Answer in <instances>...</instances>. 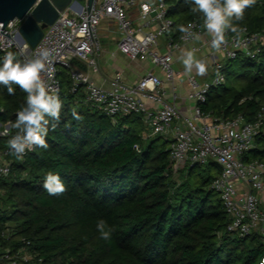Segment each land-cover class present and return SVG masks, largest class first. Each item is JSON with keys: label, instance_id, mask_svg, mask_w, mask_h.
<instances>
[{"label": "trees", "instance_id": "16d2710c", "mask_svg": "<svg viewBox=\"0 0 264 264\" xmlns=\"http://www.w3.org/2000/svg\"><path fill=\"white\" fill-rule=\"evenodd\" d=\"M166 2L174 39L180 25L203 21L189 0ZM234 23L263 31L264 0ZM223 71L225 80L210 87L202 110L217 119L254 120L264 106V42L255 56L239 52L226 60ZM59 76L64 103L58 120L48 117V146L23 158L11 152V172L0 176V252L26 246L31 258L20 264H261L258 232L226 230L230 217L210 187L221 169L216 160L174 171L170 140L151 134L140 113L110 117L70 90L65 67ZM14 86L8 93L0 83L1 123H13L26 102L27 92ZM8 140L0 135V147ZM243 160L264 162V128ZM49 171L61 176L64 192L44 187Z\"/></svg>", "mask_w": 264, "mask_h": 264}, {"label": "built area", "instance_id": "2783aa9c", "mask_svg": "<svg viewBox=\"0 0 264 264\" xmlns=\"http://www.w3.org/2000/svg\"><path fill=\"white\" fill-rule=\"evenodd\" d=\"M131 6L138 8L139 25H135L129 15L128 8ZM103 18L115 20L121 34L118 42L121 52L130 58L149 60L159 67L164 77L149 71L136 82L128 84L117 72L111 88L107 89L97 84L88 72L74 65L77 59L91 70H99L98 56L102 50L99 26ZM20 24V19L10 20L2 32L3 22H0L2 58L11 50L18 52L22 60H28L40 49L49 48L53 52L49 65L51 71L43 72L42 76L51 90H58L60 94L59 74L60 69L65 67L71 79L70 90L83 94L79 100L113 118L140 113L151 134H161L169 139L174 171L184 165L216 160L221 169L210 187L218 192L230 217L226 230L240 236L258 232L264 240V204L255 193L257 189L264 194V162L243 160V154L253 146L255 136L264 128V106L252 121H246L241 114L232 118H213L201 108L210 87L225 80V61L236 57L239 52L255 56L259 44L264 42V30L250 32L243 27L239 32L228 31L226 43L216 50L210 46L211 34L205 29L203 21L191 20L186 24L191 26V31H182L176 40L170 33L174 20L168 15L166 0H93L90 9L87 5L74 12L65 9L44 29L42 37L33 47H29L26 41L21 42ZM197 32L201 36L198 43L192 34ZM183 44H190V48L197 49V52L202 46L209 48L206 55L199 57L211 66L213 76L210 80H200L196 73L189 74L184 67H175L174 53ZM180 73H186L188 97L194 101L190 114H183L176 103L179 94L175 77ZM165 80L170 82L171 98L166 97ZM11 124V120L0 122L1 136L9 139L18 131ZM11 152L9 144L0 147V176L11 172ZM30 258L31 253L26 246L16 252L9 249L0 252V264H20L21 260Z\"/></svg>", "mask_w": 264, "mask_h": 264}, {"label": "clouds", "instance_id": "9594fccd", "mask_svg": "<svg viewBox=\"0 0 264 264\" xmlns=\"http://www.w3.org/2000/svg\"><path fill=\"white\" fill-rule=\"evenodd\" d=\"M193 10L203 14V25L211 34L210 46L219 50L226 43L228 31H242L240 25L234 23L235 20H242L247 8L255 4L256 0H189ZM184 32H190V25H180ZM197 40L201 38L200 33H192ZM53 52L49 48H42L38 54L28 60L17 58V53L7 51L0 62V83L7 85L8 93H15L14 85H19L27 92L25 104L18 110L16 119L11 127L18 129L10 136L8 144L10 151L16 156L23 158V155L37 145L48 146L49 119L48 117L60 118L63 100L58 90H51L50 86L43 78L42 73L51 71V57ZM178 59L184 65L186 73L194 70L200 75L208 71V62L197 55V49L184 48ZM74 114L75 110H74ZM55 127V124L52 125ZM44 187L51 194L62 193L66 190V185L61 176L53 171H49L44 179ZM100 227H104L102 221ZM105 237L110 236V232L102 233ZM264 264V261H261Z\"/></svg>", "mask_w": 264, "mask_h": 264}, {"label": "crops", "instance_id": "0c3cea01", "mask_svg": "<svg viewBox=\"0 0 264 264\" xmlns=\"http://www.w3.org/2000/svg\"><path fill=\"white\" fill-rule=\"evenodd\" d=\"M83 5H86V0H84L82 3H74L67 9H69L70 12H74L80 10ZM128 12L132 17L134 24L139 25L141 23V20L139 18L137 6L129 7ZM173 31L174 29L170 33H173ZM99 34L102 43V50L100 55L98 56L99 70L93 71L84 62L77 59H75L74 61V65L88 72L90 74V77L97 84L107 89L111 88L112 80L117 72L122 75L123 81L128 84L136 82L140 77H142L149 71H152L154 73H157L161 77H164L163 72L159 69V67L154 65L149 60L130 58L120 51L118 42L120 40L121 34L114 19L103 18L100 22ZM161 41L163 42L164 40L162 39ZM198 42L199 40L196 41V43ZM184 48H190V44H183L182 47L176 50L174 53V65L178 69H182L184 67L182 62L178 59V57L181 55V50ZM208 51V47L202 46L200 51L197 52V55H206ZM210 70L211 66L208 63V71L205 74L200 75L195 70L193 72L196 73L200 80H206L208 79ZM175 85L179 94L176 100L178 108L183 114H190L194 106V101L188 97L189 88L186 82V73H180V75H177L175 77ZM164 87L166 89V97L171 98L170 82L165 80ZM147 101L149 104H152L151 102H149V100ZM259 196L263 200L264 204V194L259 193Z\"/></svg>", "mask_w": 264, "mask_h": 264}, {"label": "water", "instance_id": "95a60500", "mask_svg": "<svg viewBox=\"0 0 264 264\" xmlns=\"http://www.w3.org/2000/svg\"><path fill=\"white\" fill-rule=\"evenodd\" d=\"M82 0H0V22L5 25L15 18L21 20L19 26L21 42L33 47L42 37L44 29L54 22L61 11ZM93 0H86L90 9ZM155 12H153L154 14Z\"/></svg>", "mask_w": 264, "mask_h": 264}, {"label": "rangeland", "instance_id": "374dc122", "mask_svg": "<svg viewBox=\"0 0 264 264\" xmlns=\"http://www.w3.org/2000/svg\"><path fill=\"white\" fill-rule=\"evenodd\" d=\"M83 1H84V0H82V1H80V2L82 3ZM212 76H213V73H212V70H210V73H209V75H208V80H210V79L212 78ZM229 81H230V79H227V80L225 81V84H228ZM255 193L259 195V190L255 189ZM262 205H263V204H262Z\"/></svg>", "mask_w": 264, "mask_h": 264}]
</instances>
